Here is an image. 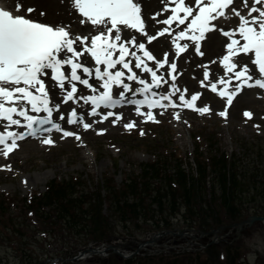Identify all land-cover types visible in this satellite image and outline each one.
Instances as JSON below:
<instances>
[{"label":"rangeland","instance_id":"1","mask_svg":"<svg viewBox=\"0 0 264 264\" xmlns=\"http://www.w3.org/2000/svg\"><path fill=\"white\" fill-rule=\"evenodd\" d=\"M169 67L165 68L167 73ZM164 88L162 85L158 90ZM226 101L225 96L215 114L195 112L190 118L184 115L176 119L177 112L172 106L164 116V108H160L155 122L131 119L112 133L88 137L83 143L71 137L54 140L49 146L41 142L47 136L19 143L15 152L0 161V264H264V220L244 226L239 234L230 228L235 222L227 223L231 220L228 216L241 209L264 213V192L260 194L261 187L256 190L252 185L264 176V112L246 106L228 107ZM196 107L211 110L204 101ZM246 110L251 114L250 119L244 115ZM222 111H230V115L221 117ZM129 122H135L136 127L127 130L124 125ZM141 130L144 135L140 134ZM212 160L216 162L218 174L224 171L222 165H226L233 176L238 174L242 180L249 179L245 183L250 189L246 198L241 193L233 202L230 199L222 202L219 190L207 193L214 173L210 166ZM150 163H157L154 168L159 174L150 190L141 199H135L134 207L131 197L122 205L106 199L101 209L107 215L113 213L109 224L97 227L92 219L85 218L87 212L91 215L95 211L92 198L97 189L104 196L128 178L151 176L150 170L142 173ZM177 166L184 168L186 174L198 168L207 174L208 183L198 182L193 188L196 195L189 199V205L179 197L187 195V189L183 191L181 181L172 176L178 172ZM54 180L63 184L72 180L78 185L74 193L80 196V201L61 208L70 216L80 207L87 209L76 216V221L69 219L66 223L56 216L52 222L45 217V211L56 212L58 208L52 201L47 206L40 200ZM57 183L56 187L61 185ZM167 183L181 194L173 196L170 205L161 191V199L156 203L152 195L158 186L165 190ZM33 197L34 203L27 206ZM33 208L43 214L34 215ZM219 220L226 224L216 225ZM91 226L104 231L106 238L94 240L95 235L88 229ZM220 226L224 227L218 231L214 243L211 234L197 238L164 235L135 251L139 244L133 238L146 241L153 232L186 231L187 228L209 231ZM77 243L82 244L77 248ZM73 244L77 249L67 253V246ZM109 244H119L120 254ZM90 248L97 251L91 252ZM32 257L35 260L28 261Z\"/></svg>","mask_w":264,"mask_h":264},{"label":"snow or ice","instance_id":"2","mask_svg":"<svg viewBox=\"0 0 264 264\" xmlns=\"http://www.w3.org/2000/svg\"><path fill=\"white\" fill-rule=\"evenodd\" d=\"M175 3L176 6L171 9L172 14L161 23L171 25L176 21L178 26L185 25L190 18L186 27L178 32L176 39L183 40L187 36L193 41L196 52L200 55H203L200 52V41L205 37V33L213 30V27H210L212 21H216L218 17H225V9H228L234 17L239 18L238 36L240 39L232 38L237 34L236 32H223L224 36L230 38V43L226 46L228 54L222 60L223 67L226 72H233V69L238 67V62L241 59L239 54L242 53L250 64L258 69L260 78H256L254 83H249L253 80V75L250 74L251 70L248 64L235 71V79L239 81L235 85V90L219 92L221 97H227L228 105L232 104L233 98L241 91L242 87L264 89V0H251L250 7H248V0H245V6L248 7L247 15L235 10L234 6L229 7L233 5V0H175ZM70 4L81 17L85 18L80 23L90 22L98 33L91 38L90 47H85L83 51L77 49L87 40V37L72 35L68 26H49L42 22H34L31 18H26L24 14H19L22 10V6L19 4L16 8L17 14L0 8V120L7 121L5 127L17 126L26 129V132L0 133V146H3L5 158L17 148L18 141L25 140L26 136L36 137L41 131L46 133L62 132L64 138L74 137L77 141H81V136L78 133L62 129L61 125L53 119V113L59 112V105L50 101V91L54 88L46 89L45 79L49 75L61 90L65 103L74 100L78 91L75 82L95 92L96 89L89 82L94 75V79L101 82L99 86L103 92L99 95L81 97L84 104H91V111L88 113L90 116L98 115L97 109L99 108L116 109L128 104L135 105L138 115H144L141 113V107L146 106L148 109L146 120L155 122L152 109L167 108L169 105L173 108L176 107L172 103V96L178 91L175 85H173V91L167 95L162 93L158 95L152 91L154 88H161L162 85L159 81L163 78L158 77L157 72L145 62L144 58L147 61L154 59L152 53L146 50L145 44L140 42L136 45L138 50L143 53V57H141L137 55L136 51L129 53L126 42L122 40V32L128 29H134L145 35L149 43L156 39L155 36L148 35L145 31L139 0L136 2L134 0H70ZM194 8H198V11H194ZM27 12H34V9L28 8ZM180 13H183V16ZM168 31V28H164L159 35L163 36ZM135 42V37L127 41V43ZM176 48L177 55H179L187 48V45L183 48L177 45ZM117 51L119 55L114 57V52ZM85 52L90 54L95 67L87 66ZM127 55L135 58V69L151 75V84L146 83L145 79L140 78L132 70L131 61L125 59ZM233 58L236 62H232ZM118 65L121 66V69L115 70ZM162 66L160 63L156 65L157 68ZM170 67L175 70L177 65L173 62ZM68 68H70V75H65V71L62 69ZM78 70L82 75L78 74ZM124 70L129 73L127 76ZM168 74L171 75V72ZM125 76L127 81H134L142 85L132 92V96L138 94L144 99H126V94L132 90L129 83L124 82ZM172 79L175 80L176 77L172 76ZM204 79H208V72L204 73ZM66 83L70 85V90L66 89ZM219 83L227 89V81L220 80ZM113 86L118 89L122 88L118 97L113 95ZM211 90L217 91L215 83L211 84ZM197 98L198 95H192L190 100H186L183 94L179 95V101L183 106L202 115L208 113V107H195L194 102ZM162 101L168 103H161ZM28 105H30L32 113H46V115H29ZM14 115L22 117L24 123L21 119L13 118ZM113 115L112 111H108L99 122H103ZM219 115L226 116V111L220 112ZM244 115L251 118L249 112H245ZM115 116L114 124L122 118L120 114H115ZM59 118L65 119L62 113ZM175 118L180 119L178 112L175 114ZM66 122L68 125H82L85 131L91 128V124L86 123L84 117L78 115L75 109L68 115ZM46 125L48 127H44ZM124 127L127 130H132L136 124L129 122ZM98 134H103V130ZM140 134L144 135L145 133L141 130ZM41 142L51 145L54 140L51 137H45ZM6 170H10V168L6 167Z\"/></svg>","mask_w":264,"mask_h":264},{"label":"bare ground","instance_id":"3","mask_svg":"<svg viewBox=\"0 0 264 264\" xmlns=\"http://www.w3.org/2000/svg\"><path fill=\"white\" fill-rule=\"evenodd\" d=\"M10 1L12 2L8 3L9 6L14 7L16 4H21L24 9H34V12H31L32 16H34V18L37 17L40 20L42 19V22H53V24H55L54 26H68V30L74 36L78 35L81 37H91L93 34H98L94 30L90 22L85 24L80 23V21L84 20L85 18L81 17L79 13L74 9V7H72V5L70 4V0ZM168 1L171 2L172 0H139V4L141 5L142 18L145 22V31L148 35H155L156 37V39L151 43H147L146 50L150 51L152 55L157 54L160 56L162 51L167 52V58L163 59V61L166 60L167 65L174 62L177 65L174 75H176L177 73L180 74L178 77H176L175 81H171V75H167L166 70L158 71V75L162 76V78L164 79L163 84H167L163 91L160 92V94L162 93L167 95L169 92L173 91V85H175V88L178 89V91H176L172 96V103L176 105L174 109L180 114V118H183L184 115L190 118L195 113L192 109H189L180 103V94H183L186 100H190L192 95H198V98L194 102V104L198 106L200 103H202V101H204L206 102V104L211 106V110L209 108V112L212 111V113L215 114L217 109H219V107L223 104V100L225 97H221L219 95V92L234 91L235 85L239 83V81L235 79V71L240 70V68H242L245 64H248L251 70L250 74L253 75V80L249 81V83H254V80L256 78H260L258 76V69H256L254 65H251L248 59L244 57L242 53L239 54L241 59L238 62V67L236 69H233V72H226L223 67V57L228 54L226 46L228 43H230V38L224 36L223 32H236L237 34L232 38L240 39L238 36L239 18L234 17L232 13L227 11L228 15H225L226 17H219L216 21H214V29L211 32L205 33V37L200 41V52L203 53V55H200L196 52L193 41L188 39V37H185L183 40H178L176 39V37H174L177 29H184L186 25L178 26V22L176 21L172 22L171 25H164L161 23L171 14V8L167 6ZM134 2H136V0H134ZM233 4H235V10L240 11L241 14L247 15L248 7L251 6V0H248V7L245 6V0H233ZM41 13H43V15H41ZM15 14L17 13L15 12ZM19 14H24V11L22 10V12H20ZM180 15L183 16V13H180ZM229 17H231V19H229ZM163 26H166L165 28L168 27L173 29L171 32L172 37L170 39L169 36L165 33L163 36L159 35L160 29ZM133 37H135L137 40H143L146 38L145 35L136 32V30L134 29L123 31L122 40L126 42L129 53L132 52V43H127V41L131 40ZM172 40L176 41L177 45H180L181 48L187 45V48L182 54L177 55L176 46L171 45ZM118 43L120 42L118 41ZM84 45V43L81 44L80 48H78L77 50L83 51V49L85 48ZM137 53L141 57H143L142 52H138L137 50ZM84 56L91 59L89 53L85 52ZM128 60L133 63V70L137 73V75L140 77H144L141 70L135 69L134 67L135 58L129 55ZM145 62L148 63L147 60H145ZM232 62H236L235 58H233ZM170 70L171 67L168 68V73L170 72ZM205 72H208L207 80L204 79ZM220 80H225L228 82L227 89H225L223 84L219 83ZM132 83L133 89H135L137 83L134 81ZM212 83H215L217 86L216 92H213L211 90ZM45 86L46 89L54 88V90L50 91V98L52 103L59 105V112L53 113V119L58 121V123L62 125V128L67 129L65 128V126L68 125L66 121L71 109H75L78 115L84 117V121L86 123L91 124V128L87 131L83 129L82 125H73L75 132L81 136L82 143L85 142L88 137L106 135L110 131L112 133L115 129H119L121 124L126 121H129L131 119L137 120L135 113L132 112L131 106L125 105L124 107H122V118L119 121H116L115 124L113 123V121L116 119V116L109 117L107 120L99 122L104 115L98 114L96 116H90L88 113L91 111V104H84L83 99H81L79 96L80 92L76 93L74 100L65 103L60 96L61 90L55 85L52 80L47 79L45 81ZM84 89L85 88L81 87V91H83ZM235 97L236 99L231 106L232 108L235 107V109H237L240 106H246L244 108L252 107L256 110L264 112V89H259L258 87H242L241 91L237 93ZM161 103L167 104L168 102L162 101ZM170 106L171 105H169L167 108H164V116ZM61 113L65 117L64 120H61L59 118ZM229 113L230 111L226 113V116L224 117L229 116ZM44 115V113H38V116ZM100 129L105 130L103 134H98ZM47 134H50L49 136L53 139H56L57 141H60V139L64 138L62 137V134L55 131ZM38 137H41V135H39ZM15 150H13L12 152H14ZM4 159L5 157L3 155V152L0 151V161H3ZM100 251H102V249Z\"/></svg>","mask_w":264,"mask_h":264},{"label":"trees","instance_id":"4","mask_svg":"<svg viewBox=\"0 0 264 264\" xmlns=\"http://www.w3.org/2000/svg\"><path fill=\"white\" fill-rule=\"evenodd\" d=\"M195 156H196L197 162L200 163L198 156L197 155ZM212 161L213 162H211L210 166L212 167V171L214 173L212 177L211 188L207 190V193L211 194L215 190H219L220 192L219 197L222 200V202L225 199H230L233 202L235 198L240 197L241 193H242V197L246 198L245 195L249 193L248 191H250V189H248L245 186V183H248L249 179L242 180L241 178L238 177L239 176L238 174H237L238 176L236 174H234L233 176V171L230 169L226 170L227 169L226 165H222V167H224L223 168L224 171L221 174H218V169L216 168V162L214 160ZM156 165L157 163L156 164L150 163L144 166V168L142 169V173H146L148 172V170H150L152 172L151 176L140 175L139 177H136V178L135 177L128 178L126 179L127 181L124 182L119 188H116L115 186H113L116 190H119L117 191V193H115L116 191L115 190V191H112L111 193L106 192L104 193L105 195L103 196V193L97 189L95 196L92 198L93 202L96 205L95 211L91 213V215L88 214L87 212V215H85V218L88 217V219H92V222L94 223L93 225L97 227H101L104 223L109 224V219H110L109 217L113 216V213H111L110 215H107L101 209L102 208L101 205L107 202L106 199H109L111 202H113L114 200L115 204L122 205L125 201L128 200V198L131 197L133 200L132 207H134L135 199L136 198L141 199L143 194L148 192V190H150V186H152L155 179H157L155 178V176L159 174V170L154 168V166ZM175 171H178V172H173L176 175H172V176L176 177L179 181H181V187L183 188V191L187 189L188 194L184 196L183 194H181V192L176 193V190L173 189V187H171L170 183H167L165 190H163L164 188L161 189L158 186L156 189V193L152 195V198L154 201H156V203L158 202V200L161 199L160 192L162 191L163 195L165 196V200L168 204L170 205L173 204V196L177 194H181L179 196L180 199L182 201L185 200L189 205L190 203L189 199L190 198L192 199V196L196 195L193 188H196V186L198 185V182L201 181L204 185L208 183L207 174L205 173V170L203 168H198L196 172H193V173L189 172L186 174L184 168L177 166V169ZM149 178L151 179L150 181H149ZM170 179L171 178L169 177L167 181H169ZM189 181H190V184H189ZM55 183H57L56 180L50 183L48 190L45 192L43 197L40 198V200H43L44 202V204L42 205L50 206L51 205L50 201H52V203L55 204L56 207H58L56 212L45 211V213L47 214L45 217L48 218L49 221L53 222L54 218L57 216V219H64L65 220L64 222L69 223V219L74 220L77 215H82L84 211L87 209H82V207H80L77 213L71 216L68 215V211L66 209L62 211L61 208H65L69 203L80 201V196L75 195L74 193V190H75L74 187H77L78 185L72 180H70V182L69 181L66 182L65 184L57 183V184H61V185H57V187L55 186ZM190 185H192L191 189L188 188V186ZM252 185H254L253 188H256V190H260V187H261L262 191H260V194H262L264 192V176H261L258 179L257 183L253 182ZM75 192L78 193L77 190ZM34 201L35 200L33 197L32 199L28 201L29 203L26 205L31 206L34 203ZM38 212H40L38 208L32 209V213L34 215L38 214ZM40 213L43 214V212H40ZM250 213L264 215L263 212L261 213L259 211L252 210L250 208L241 209L235 213L230 214L228 217H230L231 220H227V223L239 221L240 219H243L247 214H250ZM51 214H56V215H51ZM220 224H226V223H223L222 220H219L218 222H216V225H220ZM92 226L91 228L88 227V229L91 230V232L95 235L94 240L99 241L101 239L106 238L105 236L106 233H104V231H102L100 228H92ZM206 226L208 227L209 224H207ZM81 244L82 243H77V248ZM77 248L75 247L74 244L68 245L67 253L74 251ZM30 259L28 261L35 260L34 257Z\"/></svg>","mask_w":264,"mask_h":264},{"label":"water","instance_id":"5","mask_svg":"<svg viewBox=\"0 0 264 264\" xmlns=\"http://www.w3.org/2000/svg\"><path fill=\"white\" fill-rule=\"evenodd\" d=\"M256 220H264V216L262 215H248L247 217H245L243 220H240L238 222L232 223L230 224V228L231 229H236L237 234H239L240 230L244 227V226H248L250 225L252 222L256 221ZM224 226H220L218 228H214L212 230L209 231H202L201 229H191V228H187L186 231H181L180 229H168V230H162V231H157L155 233H153V235L146 241L142 240V239H134L133 241L137 242L139 244V247L135 250L137 252V250L144 245L145 243H154L159 237L164 236V235H179V236H189L191 238H197L198 236L201 235H206V234H211L213 235V238L211 239V242L214 243L216 241V238L218 237V231L220 229H222ZM197 233H199L200 235H197ZM109 247L113 248L114 251L116 253H119V250L117 249L120 245L116 244V245H112L109 244ZM91 252L97 251L94 248H90L88 249ZM32 264H39V263H32Z\"/></svg>","mask_w":264,"mask_h":264}]
</instances>
